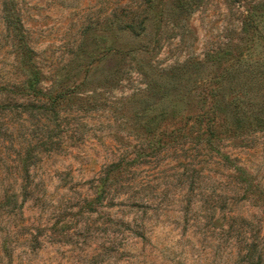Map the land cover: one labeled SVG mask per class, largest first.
<instances>
[{
  "label": "rangeland",
  "instance_id": "1",
  "mask_svg": "<svg viewBox=\"0 0 264 264\" xmlns=\"http://www.w3.org/2000/svg\"><path fill=\"white\" fill-rule=\"evenodd\" d=\"M0 264H264V0H0Z\"/></svg>",
  "mask_w": 264,
  "mask_h": 264
},
{
  "label": "trees",
  "instance_id": "2",
  "mask_svg": "<svg viewBox=\"0 0 264 264\" xmlns=\"http://www.w3.org/2000/svg\"><path fill=\"white\" fill-rule=\"evenodd\" d=\"M37 82V79L36 78H33V79H27L26 80V83L31 86V85H35Z\"/></svg>",
  "mask_w": 264,
  "mask_h": 264
}]
</instances>
